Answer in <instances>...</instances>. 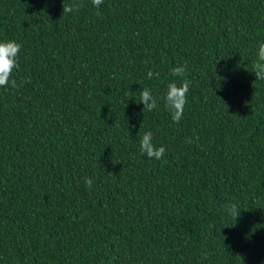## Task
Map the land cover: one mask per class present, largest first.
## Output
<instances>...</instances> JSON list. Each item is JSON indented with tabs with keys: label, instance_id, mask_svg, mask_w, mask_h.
<instances>
[{
	"label": "trees",
	"instance_id": "16d2710c",
	"mask_svg": "<svg viewBox=\"0 0 264 264\" xmlns=\"http://www.w3.org/2000/svg\"><path fill=\"white\" fill-rule=\"evenodd\" d=\"M9 40L0 264H264V0H0ZM184 65L177 123L163 97Z\"/></svg>",
	"mask_w": 264,
	"mask_h": 264
},
{
	"label": "clouds",
	"instance_id": "9594fccd",
	"mask_svg": "<svg viewBox=\"0 0 264 264\" xmlns=\"http://www.w3.org/2000/svg\"><path fill=\"white\" fill-rule=\"evenodd\" d=\"M93 6L99 8L103 4V0H92ZM79 5H63V14L72 13L78 9ZM21 45L14 40L0 41V88H6L9 83L16 87L17 82L13 78V71L19 67L18 57ZM252 72L255 74V80L264 81V43L259 44L256 53V60L252 66ZM186 65L176 66L171 70V75L181 78L182 82L177 84L171 82L167 85V92L163 97L164 106L170 112L174 122H180L184 115V109L187 104V94L190 89L191 81L184 79L186 73ZM159 76V73L148 72V78ZM140 102H143V110L153 111L158 107L157 99L153 96L150 89H143L140 92ZM163 146L157 147L153 143V134L151 131L145 132L140 140V152L150 159L161 160L165 155ZM85 184L88 188L93 186L91 178H85ZM225 211L236 220L240 216L241 211L235 204L225 206Z\"/></svg>",
	"mask_w": 264,
	"mask_h": 264
}]
</instances>
